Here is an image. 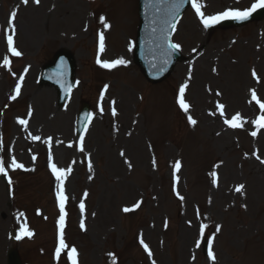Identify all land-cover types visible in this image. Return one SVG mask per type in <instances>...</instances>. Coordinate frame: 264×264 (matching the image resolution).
<instances>
[{
	"label": "rangeland",
	"instance_id": "1",
	"mask_svg": "<svg viewBox=\"0 0 264 264\" xmlns=\"http://www.w3.org/2000/svg\"><path fill=\"white\" fill-rule=\"evenodd\" d=\"M198 2L205 16H212L229 9H248L255 0ZM69 3L62 0L51 13L54 0L39 4L0 0V27L16 12L17 50L22 53L11 56L10 69L0 67V159L12 180L11 185L0 180V204L6 206V212L0 210V219L14 209L23 213V226L37 235L33 240L16 239L14 245L9 243V235L3 240L12 221L0 224V264H5L10 246L18 249L26 264H54L53 221L59 210V182L48 171L50 164L72 169L64 182L67 202L76 211L68 220L67 240L69 249L75 247L81 253L79 264H113V257L115 264H192L188 250L194 247L201 224L208 225L205 239L215 237L216 264H264V164L256 158L264 159V130H258L256 137L250 134L255 115L261 114L252 90L264 102V19L241 28L223 30L214 24L206 29L189 7L178 21L172 41L180 45L184 60L191 55L199 58L192 64H177L168 79L153 85L133 63L132 51L129 68L122 65L109 70L96 63L97 56L112 61L123 55L119 37L105 36L106 51L100 53L94 35L100 17L115 22L114 15L124 7L131 9L130 0H77L81 15L75 25L66 23L71 15ZM134 3L133 14L124 17L135 18L136 0ZM120 34L124 39L128 35ZM60 49L73 54L77 69L71 101L63 107L57 106L52 88L38 84L41 67ZM2 52L1 64L6 49ZM25 69L26 75H22ZM22 76L20 95L12 100ZM185 83L188 113L177 103ZM82 102L90 105L91 119L83 141L85 150L79 153L75 121ZM217 103L225 105L224 117ZM237 113L246 123L232 129L224 119ZM188 115L197 121L194 126L188 123ZM20 119L28 121V128H38L41 134L34 135L41 141L52 138L50 146L34 143L29 133L25 136ZM63 137L69 139L67 144ZM60 145H67L65 152H58ZM13 157L24 169L8 167ZM176 161L181 163L175 173L178 183L173 175ZM213 172L218 186L212 183ZM241 184L243 193H237L235 188ZM137 202L141 206L132 214L123 211ZM196 257L195 264H204L200 249Z\"/></svg>",
	"mask_w": 264,
	"mask_h": 264
},
{
	"label": "snow or ice",
	"instance_id": "2",
	"mask_svg": "<svg viewBox=\"0 0 264 264\" xmlns=\"http://www.w3.org/2000/svg\"><path fill=\"white\" fill-rule=\"evenodd\" d=\"M34 2L36 4H39V0H34ZM23 3L27 4L28 0H23ZM181 3H183V0H179V2L174 5V11L172 13L173 18H175V12H178ZM191 5H192V8L195 10L196 15L200 18L201 23L207 29V28L211 27L212 25L219 23L221 20H228V19L238 20V21L247 20L249 18V16L253 12H255L257 9L264 8V0H255V3H253L251 5V7L248 9H244V10L229 9L227 11H224L222 13H219L217 15H212V16H205V14L201 11L203 5L201 3H199L198 0H191ZM15 17H16V12H12L11 18L8 21L9 26H11L12 34H8L6 37L7 50L9 53H11L12 56L20 57L22 55V53L16 49V47L14 46V40H13V35L15 33V27H14L13 22L15 20ZM99 19H100V23L103 24L105 28L110 27V25L106 22L104 17H100ZM167 23L171 24L172 28L175 29L174 23H172L171 21H168ZM104 39H105L104 33L101 32L99 34V52L100 53H103L105 51ZM164 41L167 44L168 49L179 50L180 45L171 43L167 34L164 35ZM132 47H133V45L130 44L129 51L132 50ZM96 63L101 68L111 70V69H114L118 66H122V65L126 66L127 61H125L123 58L115 59L112 61H106V60H101L100 57L97 56ZM164 63L167 64V60H165ZM0 67H3L5 69H10V60L8 59L7 56H5L3 58V63L0 64ZM252 76H253V78H256L259 82V79H258L255 71L252 72ZM189 79H191L190 75H189ZM20 81L21 82L17 83L15 86V94L11 96L12 100H15L20 95L23 77H20ZM187 88H188L187 83L183 84L180 87L179 98L177 100L179 107L185 113H188L189 109H190V105L185 100V91ZM105 90H107V86H105ZM216 95H220V93H216ZM251 95H252V100L255 102L256 105H258L260 112H261V115L256 120L253 121V125L257 129V131H252L250 133L253 137H256L258 134V130L264 129V102H261V100L257 97L255 90H252ZM102 99H103V93L101 94V100ZM112 103L114 104L115 101H113ZM216 108L219 110L220 116L224 117L225 116V112H224L225 105L221 104V103H217ZM102 112H103V109L101 108V113ZM211 114H214V113H210V115ZM112 115L114 117L117 115L115 107L112 108ZM89 119H91V116H89ZM187 119H188V123L193 125V126L197 123V121L195 119H193L191 115H188ZM18 123L21 125L27 126L28 121L25 119H20V120H18ZM224 123L232 129H237V128H242L244 123H246V121H244L243 118L241 117V115L239 113H237V114L233 115L230 119L225 118ZM85 131H87V129H85ZM33 139L39 140L40 137L35 136V137H33ZM79 141H80L79 151L83 152L84 151V147H83L84 137L80 136ZM68 147H72V145L69 144ZM121 155L123 156L124 153L122 152ZM256 158L258 160H260V163L264 164V159H260L259 156H257ZM35 159H36V157L33 156V160H35ZM49 160L51 161V156H49ZM8 167H10L13 171L16 169H24V165L18 163L14 157L11 159V162L8 165ZM50 167H51L53 175L55 176L56 180L59 182L57 185V192H56V198L58 201V207H59V213H60L59 221H58L59 232H58V246L55 249V257L59 261L61 253L69 248V246L65 243V240H64L65 219L67 216V213L65 211V205H66L67 199H68V197L65 195L64 182H65L67 176L71 173L72 169L71 168H68L67 170L60 169V168H57L55 164H50ZM129 167H131L130 164H129ZM180 168H181L180 161H176L174 164V173H173L174 177H175V173L180 171ZM88 169H89V171L92 170V164L90 161L88 164ZM211 175L213 178L212 183L214 185L218 186L217 174L215 172H213ZM0 176L8 177V171L6 170L5 162L3 159H0ZM175 179H176V182L178 183L179 178L175 177ZM8 183H9V185L12 184L11 178L8 179ZM243 189H244V185L241 184L235 188V191L237 193H243ZM174 191H175V188H174ZM87 195H88L87 193H84L85 197H87ZM176 195L180 201L184 200V197L182 195H180L179 192H176ZM141 203L142 202H137L132 208L125 207L123 209V211L127 213V212L133 211L135 209H138V208H140ZM79 208H80L81 214H83L85 211V205L83 202L80 203ZM20 215H23V213H21ZM80 227H81V229H84V227H85L83 220H81V222H80ZM207 227H208L207 224H201L200 225L199 234H200L201 238L204 237V231ZM215 231L218 233L220 231V227L217 226ZM21 235L31 237L33 235V233H31L28 230L27 226L25 225L21 228ZM16 238L20 239L21 236H17ZM214 239H215V237L213 236L212 238L207 240L208 258L213 262V264H215V261H216L215 253L212 250V245H213ZM140 243L144 247V250L146 252H148V255L151 256L152 253L149 250L148 245L145 244L142 239H141ZM200 246H201V240H197L196 247L199 248ZM77 256H78L77 249L75 247H71L70 250L67 252V258L70 261V264H78ZM113 264H115V257H113ZM153 264H155V261H153Z\"/></svg>",
	"mask_w": 264,
	"mask_h": 264
},
{
	"label": "bare ground",
	"instance_id": "3",
	"mask_svg": "<svg viewBox=\"0 0 264 264\" xmlns=\"http://www.w3.org/2000/svg\"><path fill=\"white\" fill-rule=\"evenodd\" d=\"M71 3H72V5H71V6L69 5L71 15H70V18L66 20V23H67V24H70V25H75L74 23L78 20L79 16L81 15L80 12H79L80 8H79V7H76V2H75V0H71ZM128 8H129V7H128ZM53 17H54V16H52V20H53ZM56 23H57V21H56ZM113 28H114V27L111 28L109 34H111V33L113 32ZM109 34H108V35H109ZM119 38L123 41V50H124L125 52H127V51H128V46H127V42H126V40H125L122 36H120ZM105 51H106V49H105ZM49 89H51V88H49ZM38 94H41V95H43V96L48 97V94L44 93L43 91H39ZM26 128H27V127H26ZM63 128H64V127H63ZM26 130H28V129H26ZM29 133L41 134V132L38 130V128H37L36 126H31V127L29 128ZM32 137H33V136H32ZM65 137H69V136L66 135ZM30 138H31V137H30ZM91 138H93V136H90V139H91ZM63 141H64V144H66V143H68L69 139L66 140V139L63 137ZM44 142L47 144V140H46V139L44 140ZM60 146H61V148H59L58 152H59V151L65 152L66 150L64 149V145H60ZM95 148H96V147H95ZM96 149H97V148H96ZM106 150H107V149H106ZM95 152L98 154V153H99V150L97 149V150H95ZM5 207H6V206L4 205V203H1V204H0V210L5 211V209H6ZM9 220H10V217H9V216L6 217V219H4V220L0 219V224L4 223V222H6V221H9ZM19 223H20V222H19V218L17 217V218L15 219V221H14V227H15L17 224H19ZM192 234H193V232L189 233V234H188V237L191 238V237H192ZM5 238H7V236H6Z\"/></svg>",
	"mask_w": 264,
	"mask_h": 264
},
{
	"label": "water",
	"instance_id": "4",
	"mask_svg": "<svg viewBox=\"0 0 264 264\" xmlns=\"http://www.w3.org/2000/svg\"><path fill=\"white\" fill-rule=\"evenodd\" d=\"M256 17H260V15H257ZM60 53H61V52H60ZM60 53H58V54H60ZM64 54H65V58L67 59L69 65H70V67H71V71H72V69H73V61H72V58H71V56L68 55L67 53H64ZM61 55H63V54L61 53Z\"/></svg>",
	"mask_w": 264,
	"mask_h": 264
}]
</instances>
